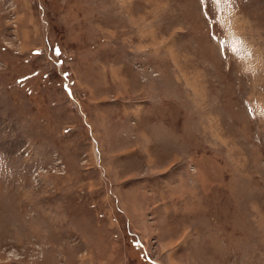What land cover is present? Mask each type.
Returning <instances> with one entry per match:
<instances>
[{
    "label": "rangeland",
    "instance_id": "obj_1",
    "mask_svg": "<svg viewBox=\"0 0 264 264\" xmlns=\"http://www.w3.org/2000/svg\"><path fill=\"white\" fill-rule=\"evenodd\" d=\"M0 264H264V0H0Z\"/></svg>",
    "mask_w": 264,
    "mask_h": 264
},
{
    "label": "crops",
    "instance_id": "obj_2",
    "mask_svg": "<svg viewBox=\"0 0 264 264\" xmlns=\"http://www.w3.org/2000/svg\"><path fill=\"white\" fill-rule=\"evenodd\" d=\"M241 37H242V35H241Z\"/></svg>",
    "mask_w": 264,
    "mask_h": 264
}]
</instances>
